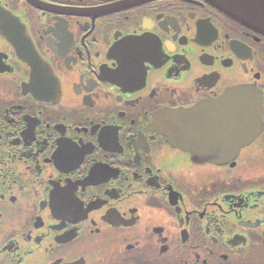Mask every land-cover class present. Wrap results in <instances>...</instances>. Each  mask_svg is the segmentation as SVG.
Instances as JSON below:
<instances>
[{"label":"flooded vegetation","instance_id":"af4514ba","mask_svg":"<svg viewBox=\"0 0 264 264\" xmlns=\"http://www.w3.org/2000/svg\"><path fill=\"white\" fill-rule=\"evenodd\" d=\"M216 4L0 0V264H264V26Z\"/></svg>","mask_w":264,"mask_h":264},{"label":"water","instance_id":"95a60500","mask_svg":"<svg viewBox=\"0 0 264 264\" xmlns=\"http://www.w3.org/2000/svg\"><path fill=\"white\" fill-rule=\"evenodd\" d=\"M217 6L233 10L235 15L244 20L249 18L246 14L260 13V18L264 26V0H215ZM264 31V30H263ZM261 96L253 86L236 85L230 87L220 98L218 104L222 109H218L219 120H227V113L230 112L229 105H234L231 111L234 113V119L231 122V128L234 130V152L238 148L251 140L261 127ZM176 115V116H174ZM166 135L173 138L177 122L180 120V112L166 113Z\"/></svg>","mask_w":264,"mask_h":264}]
</instances>
